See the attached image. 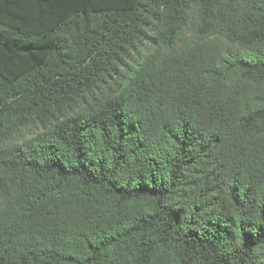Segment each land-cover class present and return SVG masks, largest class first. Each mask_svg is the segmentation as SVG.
Listing matches in <instances>:
<instances>
[{
  "label": "trees",
  "instance_id": "1",
  "mask_svg": "<svg viewBox=\"0 0 264 264\" xmlns=\"http://www.w3.org/2000/svg\"><path fill=\"white\" fill-rule=\"evenodd\" d=\"M0 264H264V0H0Z\"/></svg>",
  "mask_w": 264,
  "mask_h": 264
}]
</instances>
